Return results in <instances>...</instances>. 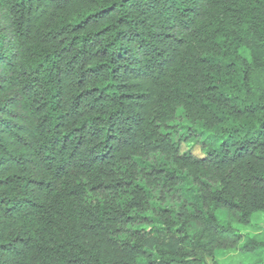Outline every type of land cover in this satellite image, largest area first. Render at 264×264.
<instances>
[{"label":"trees","instance_id":"1","mask_svg":"<svg viewBox=\"0 0 264 264\" xmlns=\"http://www.w3.org/2000/svg\"><path fill=\"white\" fill-rule=\"evenodd\" d=\"M260 213L264 0H0V264H207Z\"/></svg>","mask_w":264,"mask_h":264},{"label":"rangeland","instance_id":"2","mask_svg":"<svg viewBox=\"0 0 264 264\" xmlns=\"http://www.w3.org/2000/svg\"><path fill=\"white\" fill-rule=\"evenodd\" d=\"M241 52L248 55V50L246 48H242ZM218 216L223 222L227 221L225 211L220 210ZM239 228L241 233L245 236L260 235L264 231V213L255 216L252 225ZM207 264H264V252L256 251L245 254L235 251L220 252L219 254H216L214 262L207 259Z\"/></svg>","mask_w":264,"mask_h":264}]
</instances>
